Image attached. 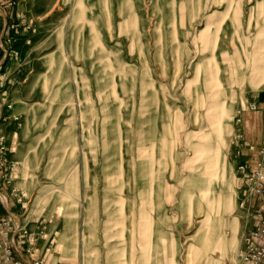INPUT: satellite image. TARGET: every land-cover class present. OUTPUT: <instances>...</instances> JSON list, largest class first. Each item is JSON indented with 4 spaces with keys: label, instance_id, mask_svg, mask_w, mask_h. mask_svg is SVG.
I'll list each match as a JSON object with an SVG mask.
<instances>
[{
    "label": "rangeland",
    "instance_id": "obj_1",
    "mask_svg": "<svg viewBox=\"0 0 264 264\" xmlns=\"http://www.w3.org/2000/svg\"><path fill=\"white\" fill-rule=\"evenodd\" d=\"M15 1L0 146L16 168L1 183L44 228L47 262L186 264L206 217L189 214L187 182L214 170L217 149L213 245L217 264L237 261L255 230L237 154L243 112L264 109V73L251 76L264 0Z\"/></svg>",
    "mask_w": 264,
    "mask_h": 264
},
{
    "label": "built area",
    "instance_id": "obj_2",
    "mask_svg": "<svg viewBox=\"0 0 264 264\" xmlns=\"http://www.w3.org/2000/svg\"><path fill=\"white\" fill-rule=\"evenodd\" d=\"M15 4V0H0V54L3 58L7 55L5 42H10L7 35L12 27L9 24L6 10ZM20 26L18 23L14 27ZM25 28L29 26L25 25ZM2 60H0V67L3 64ZM249 110L257 111V105L251 104ZM4 152L5 148L0 146V171L2 172L0 178L8 182L6 171L14 170L16 166L3 160L1 154ZM257 154L258 159L254 170L246 169L243 164L237 167L239 184L247 192L248 197L258 199V204L253 210L256 218L255 230L252 234L243 237V248L239 253V259L231 264H264V135ZM0 192H3L1 181ZM6 201L8 204L7 196ZM247 202L246 199L241 206H245ZM8 207L5 206L0 196V264H48L47 258L52 252L53 244L43 245L46 238L44 228L40 227L37 231H32L29 224L22 221V216H18L11 207ZM251 210L249 204L248 211Z\"/></svg>",
    "mask_w": 264,
    "mask_h": 264
},
{
    "label": "bare ground",
    "instance_id": "obj_3",
    "mask_svg": "<svg viewBox=\"0 0 264 264\" xmlns=\"http://www.w3.org/2000/svg\"><path fill=\"white\" fill-rule=\"evenodd\" d=\"M263 10H264V6H262V11ZM260 49H262V47H260ZM263 61H264V57H263ZM252 72L253 74L251 76H255L258 73H264V66H260L256 64L253 66ZM258 80H259L258 81L259 83H263L264 75L259 77ZM217 81L219 85L221 86L222 82L219 81L218 76H217ZM217 81H215L216 84H217ZM221 93L224 94L225 91L223 90ZM218 152L219 150L217 149L214 161L207 163L209 167H213L214 170H211L210 172L208 171L201 175H196V174L192 175L187 182L189 187L187 188V191L183 199L188 204L187 207L189 209V214L191 213H194L196 215L205 214L206 217L204 221L202 222V224L200 225L198 232L196 233L197 234L196 237H194V238H197V242H196L197 246L192 245L187 251V259H186L187 261L185 262L186 264H217L219 262L218 257L220 255L222 245L218 247L213 245V241L215 238H213L212 234L214 235V229L217 228L216 222H219L222 219L221 217H218V216L216 218L217 211H219L220 209L219 207L220 200H218V198L210 199V196L213 191L212 184L219 178L218 176L219 170L216 167L218 164L219 156H220L218 155ZM222 174L224 177L225 176L224 171L222 172ZM227 191L228 193L225 199H227L226 200L227 206H231V204H233L234 202L233 191L231 189H228ZM0 196L5 206L8 207V204H7V201H5V195L3 194V192H0ZM210 230H212L213 232Z\"/></svg>",
    "mask_w": 264,
    "mask_h": 264
},
{
    "label": "crops",
    "instance_id": "obj_4",
    "mask_svg": "<svg viewBox=\"0 0 264 264\" xmlns=\"http://www.w3.org/2000/svg\"><path fill=\"white\" fill-rule=\"evenodd\" d=\"M241 122H242L243 128L240 133L239 141H238V147H239L238 160L240 161V164H243L246 166V169L254 170L257 159H258L257 150L259 149L262 143V136L264 135V109L258 113H255L254 111H250V110L243 112ZM1 173L2 172L0 171V174ZM0 181L3 182L2 178H0ZM238 182H239V179H238ZM1 186H2V183H1ZM2 190L3 192H5V195L8 198V206L11 207L9 195L7 194L8 191H6L3 186H2ZM245 196H246L245 199H247V201L250 203V206L253 212L255 207H257L258 199L254 197H248L247 195ZM12 211L15 212V214H17L15 210L12 209ZM254 215L255 214H252L253 217H255ZM255 224H256V220H253L250 226L251 227L253 226L254 228ZM251 227H249L250 230H252ZM41 245H42V242H41ZM43 245H46V243H44Z\"/></svg>",
    "mask_w": 264,
    "mask_h": 264
}]
</instances>
